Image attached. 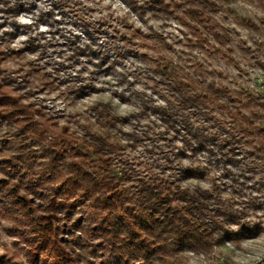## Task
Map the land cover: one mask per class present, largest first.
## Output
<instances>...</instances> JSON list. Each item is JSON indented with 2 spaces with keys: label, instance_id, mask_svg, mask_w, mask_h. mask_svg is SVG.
<instances>
[{
  "label": "rangeland",
  "instance_id": "rangeland-1",
  "mask_svg": "<svg viewBox=\"0 0 264 264\" xmlns=\"http://www.w3.org/2000/svg\"><path fill=\"white\" fill-rule=\"evenodd\" d=\"M189 2L192 18L183 13ZM208 3L215 7L206 15ZM164 64L201 89L222 90V132L237 136L225 168L215 152L191 153L178 133L165 132L162 111L180 113L182 123L187 112L167 90ZM102 109L113 119L100 120ZM102 132L115 145L106 184L121 189L117 206L131 221L142 220L137 182L171 181L193 166L203 174L185 184L230 202L235 229L259 224L257 237L205 252L168 246L166 264H264V160L256 153L264 145V0H0V264H51L34 255L47 208L68 264H118L86 200L63 195L59 180L57 190L45 189L51 166L69 176L66 165L78 161L97 173L79 139Z\"/></svg>",
  "mask_w": 264,
  "mask_h": 264
},
{
  "label": "trees",
  "instance_id": "trees-1",
  "mask_svg": "<svg viewBox=\"0 0 264 264\" xmlns=\"http://www.w3.org/2000/svg\"><path fill=\"white\" fill-rule=\"evenodd\" d=\"M189 5L187 8L191 10L186 8L183 13L192 18L196 12L194 4L189 2ZM208 6L206 15H209L208 11H214L215 7L211 9L212 4L209 3ZM243 21L250 25L249 19L243 18ZM211 35H214L215 39L218 37L216 33ZM165 65L160 68L164 71L162 78L167 85L170 84L167 90L174 91L176 95L174 104L187 112V121L182 123V120L176 119V116H183L180 113L177 115L162 111L160 118L166 127L165 132L171 130L178 133L191 153L215 152L216 163L225 168L227 161L231 162L229 153H234L237 136L225 135L222 132L224 123L222 113L225 108L219 99L222 90L212 83L201 89L189 78H185L174 68L168 69ZM111 119L113 116H110L106 109L100 110V120L107 122ZM177 126L183 130L182 133ZM33 136L37 139L41 137L37 131H34ZM88 136L79 139L83 144L81 148L83 152L93 154L97 158L99 171L97 173L87 171L78 161H72L66 165L70 175L64 176L57 167L51 166L46 169L45 178L49 183L45 189L57 190L56 182L59 180L61 183L58 189L63 195L72 194V199L77 201L86 200V207L99 215L102 221V225L100 224L94 232L100 241L106 243L107 249L116 251L113 258L118 264H166L168 246L178 249L185 245L191 251L205 252L212 247H222L225 243L257 237L259 224H242L235 229L239 225L238 210H235L230 202H224L226 200L214 189H205L199 184L193 186L185 184L192 177L198 178L203 174L199 168L193 166L180 169L177 175L171 176V181L137 182L133 200L142 220L131 221L126 211L117 206L122 195L121 189L117 185L106 184L109 175L107 163L115 146L110 140L114 138L105 132ZM80 141H74V146H78ZM76 151L81 158L87 155L80 149ZM256 153H260L261 159L264 160V145H261ZM35 179V187L42 189L40 179L38 177ZM17 197L21 207L31 209L25 197ZM47 210L43 218L45 222L39 226L36 233L37 237L40 235L42 238V248L35 250L34 255H37V258L41 256L43 260L49 259L51 264H68L66 254L54 237L52 211ZM115 213L127 220V222L121 220L127 224L126 226H119L121 221L118 223Z\"/></svg>",
  "mask_w": 264,
  "mask_h": 264
}]
</instances>
